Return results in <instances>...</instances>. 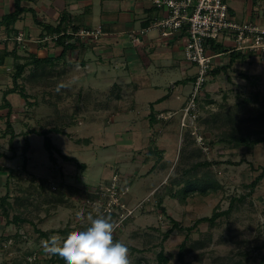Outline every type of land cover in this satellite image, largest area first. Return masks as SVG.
I'll return each instance as SVG.
<instances>
[{
    "label": "rangeland",
    "instance_id": "374dc122",
    "mask_svg": "<svg viewBox=\"0 0 264 264\" xmlns=\"http://www.w3.org/2000/svg\"><path fill=\"white\" fill-rule=\"evenodd\" d=\"M39 56L45 57L42 53ZM22 58L20 62L25 63L30 57ZM51 65L26 68L19 86L27 88L33 101L30 107H23V115L15 116L13 122L17 129L23 124L27 130L29 124L37 130L65 127L66 134L59 139L55 137L60 152L85 163L88 168L83 172L76 163L65 161L57 153L56 163L52 162L43 137L37 134L32 136L33 150L29 148L30 152L25 154L26 140L21 137L16 143L18 146H14L20 156V169L8 175L11 182L7 190L12 204L9 219L17 215L30 222L8 224L0 210V264H51L50 256L45 254L46 239L35 229L54 232L51 238L62 244L67 236L87 227L89 208L84 201L88 192L112 178L115 168L134 158L121 149L123 143L131 142L127 140L130 136L127 132L107 133L106 118L99 119V122L103 120L99 131L91 125V120L79 131L74 130V120L78 119V88L64 85L66 81L62 83L59 77L61 69ZM248 72L233 65L217 77H209L203 88L197 122V132L205 138V147L188 130L182 134L178 129L174 136L165 130L161 138L170 142H166L164 154L162 141L155 145L158 136L154 126L148 127V135L140 133L141 140L147 141L135 151L143 154L142 157L135 156L133 160H140L147 169L125 175L131 186L127 201L132 207L137 205V209L124 221H120V215L104 216L114 225V241L127 244L130 264H158L162 249L170 259L169 264H261L264 178L253 190L250 185L264 167V142L252 146L264 138V74ZM191 88L192 84L188 88L180 85L179 91L186 95ZM173 119L179 127V115ZM67 125L73 126L72 129ZM6 128L5 123L0 130L5 132ZM9 139L1 141L0 146L1 150L11 153ZM239 139L246 142L241 143ZM156 149H159L157 153L153 151ZM25 158L28 159L26 167ZM202 179L214 185V190L209 188L206 195L200 191L189 195L182 192L188 183ZM232 199L235 202L231 206ZM215 212L228 214L220 217L214 227L202 223L190 233L175 228L172 222L191 228L197 220L211 217ZM77 215L81 217L79 221ZM63 230L68 233H62ZM169 230L172 232L164 240ZM184 241V257L180 261Z\"/></svg>",
    "mask_w": 264,
    "mask_h": 264
},
{
    "label": "crops",
    "instance_id": "0c3cea01",
    "mask_svg": "<svg viewBox=\"0 0 264 264\" xmlns=\"http://www.w3.org/2000/svg\"><path fill=\"white\" fill-rule=\"evenodd\" d=\"M227 2L232 14L238 20L256 21L264 26V0H227ZM22 6L31 11L25 12L14 26L8 28L0 25V128L4 127L5 123L7 126L9 109L4 107L3 96L5 91L12 88V71L15 63L20 62L22 57L40 58L39 54L42 53L45 56L41 57L42 59L50 58V63L53 64L51 66L61 69L59 77L62 83L66 81L64 85L78 88L76 98L81 104H78L76 110L78 119L74 120L76 122L74 130L79 131L81 126L88 125L89 122L86 121L91 120V125L99 131L103 123V120L99 122V119L106 118L109 122L107 133L112 132L117 135L127 132L128 137H131L127 140L131 142L123 143L121 149L140 159L143 154H135V151L139 150L137 146L141 147L142 143L147 141L146 138V141L141 140L140 133L145 134L149 130L148 127L154 126L158 136L155 145H159L162 141L165 146L162 151L166 154V142L170 141L165 142L161 138L163 133L168 130L174 136L176 130L180 131V128L176 122L174 123V117L164 121L160 120L159 116L180 110L192 89L188 90L186 95H182L179 91L180 85L188 88V85L192 84L193 87L195 81L196 69L184 56L186 30L167 38L162 37L159 29L154 28L153 25L164 18L167 11L156 8L148 0H23ZM15 7L16 0H0V23L5 16L15 11ZM63 12L69 13L70 22L64 24L66 30L60 34L45 32L36 22L38 19L40 22L57 27ZM73 26L76 27V31L73 30ZM96 27H100L104 33L97 40L76 36L80 30ZM21 31L27 34L28 40L25 45L17 46L14 38ZM65 34H74L77 39L67 40L62 44L42 42L43 35L61 37ZM66 42H71L74 46L66 48ZM223 46L229 49V54L233 53L232 43L228 42ZM222 54L224 61L222 66H227L230 63L229 56L226 53ZM233 65L248 69V73L264 74L262 56L244 55L237 58ZM25 89L27 91V88ZM14 95L19 94L13 93L6 98L12 110L10 120L15 133L13 147L18 146L16 143L22 137L29 140L30 150H33L34 134L29 133L27 137L25 134L34 130L50 131L49 136L58 148L55 137L59 139L66 134L65 127L37 130L29 124L27 130L22 124L21 129L16 128L13 118L23 115L21 112L23 107H30L33 98L31 97L28 103L20 95L19 98L14 99ZM129 98V102L126 103L125 100ZM79 116L83 118L80 119ZM80 123L81 125H78ZM67 126L68 129L73 127ZM0 132H2L0 142L5 141L7 137L11 139V135L6 134V130ZM1 149L2 146H0V154L3 155L0 157V166L3 168L0 169V197H3L8 192L6 184L11 170L20 169L18 168L20 156L17 152L14 156L13 151L9 153ZM157 150L159 149L153 151L157 153ZM29 157L31 159L32 155L30 154ZM133 159L131 161L128 159L115 168L114 174L119 172L129 176L138 174L140 169H147V165ZM86 166L88 168V165ZM87 168L82 169L83 172Z\"/></svg>",
    "mask_w": 264,
    "mask_h": 264
},
{
    "label": "built area",
    "instance_id": "2783aa9c",
    "mask_svg": "<svg viewBox=\"0 0 264 264\" xmlns=\"http://www.w3.org/2000/svg\"><path fill=\"white\" fill-rule=\"evenodd\" d=\"M158 9L166 10L167 15L153 25L159 29L164 38L186 30L187 39L184 48V56L187 62L196 69L195 81L192 91L185 105L180 110L169 114H161L160 120H170L179 115V128L183 134L189 131L197 143L206 146L205 138L197 131V122L200 116V100L205 84L208 82L211 71L224 64L223 54L209 52V40L216 44L232 43L233 52L242 55L254 54L264 57V26L256 21H240L231 12L227 0H148ZM100 27L80 30L76 34L79 38H92L97 40L102 36ZM60 35L44 37L43 42L58 40ZM14 40L18 44H24L28 38L21 31ZM138 40V38H137ZM207 149V148H206ZM56 190L55 187H53ZM131 186L126 176L119 172L112 178L101 182L90 190L84 201L89 208V214L93 218L97 216H110L115 218L120 215V221L132 216L137 209L130 206L128 198Z\"/></svg>",
    "mask_w": 264,
    "mask_h": 264
},
{
    "label": "trees",
    "instance_id": "16d2710c",
    "mask_svg": "<svg viewBox=\"0 0 264 264\" xmlns=\"http://www.w3.org/2000/svg\"><path fill=\"white\" fill-rule=\"evenodd\" d=\"M22 1L23 0H16V7H15V11L7 16H5L2 20V22L0 23V25H5L6 27H11L14 26L18 20H20V18L22 17V15L25 12H29L31 11L28 8H25L22 6ZM29 1V0H27ZM70 16L68 12H63L61 15V19H60V23L57 27H54L50 24H45L43 22H40L38 19H36V22L39 26H41L43 28V30L45 32H50L51 34L54 33H58L60 34L62 31L66 30L63 26L65 23L70 22ZM74 31H76V27L73 26L72 27ZM44 36V35H43ZM45 37V36H44ZM43 39V38H42ZM72 39H77L76 36H74V34H65L63 36H61L57 42H59V44L65 43V41L67 40H72ZM208 45L210 46L211 50H208L209 52H215V53H226L229 56V61L230 63L227 66H218L215 69H213L211 71L210 76H215L217 77L220 73H222L223 71L228 70L233 63H235L236 59L239 57H244V55L237 53V52H233L231 54H229V49H226L222 44H216L213 40H209ZM74 44H72L71 42L66 43V48H71L73 47ZM7 55V53L5 54ZM4 55V56H5ZM33 59H30V58ZM29 60H27L25 63H20L19 61H17L15 63V72L12 75V82H13V86L12 88H10L9 90L4 92V107L9 109V113H8V120H7V129H6V134H10L11 135V139H10V145H11V151H13L14 156L16 155V152L14 150L13 147V139L15 138V133L11 124V115H12V110H11V104L7 101V96L13 93H18L23 99H25L27 102L28 100L31 98V96L27 93V91L25 90V88L20 87L19 85V80L23 77L24 72L26 70V68L28 66H42L44 64H50L51 59L50 58H37L36 56H30ZM20 59V58H18ZM29 103V102H28ZM31 105V104H30ZM59 132V131H58ZM29 133L32 134H37L40 135L41 137L44 138V148L46 149V151L49 153V157L50 160L54 163H56V158H55V153L60 154L63 159L65 161H69V162H74L76 163V165L78 166V168L85 170L87 168L86 164L83 163H79L77 159L75 158H71L69 156H65L63 155L60 150L54 145L51 137L49 136V134L51 133L50 131H34L32 130L31 132H27L25 135L27 137V135ZM60 133V132H59ZM25 147H24V153L26 154L29 151L30 148V142L28 139H25ZM241 143H245L246 140L244 139H239L238 140ZM264 142V138L260 139L258 142H253L252 146ZM3 155L0 154V157H2ZM28 159L25 158V162H24V167H26ZM205 165H208L207 162H205ZM197 166V165H196ZM0 169L1 168L0 166ZM14 170H11V173ZM10 177H12L10 175ZM264 178V167H262V173L256 178V180L250 185L252 187V190L258 185V183ZM10 178H8L7 180V187L10 184ZM212 188L214 190L215 186L212 184H208L207 181L205 180H195L193 182H190L187 184L186 188L184 189V191H182L183 193H188L189 194H193L196 191H200L202 194H207L208 193V189ZM218 188V187H217ZM233 202H235L234 199H232L231 202V206L233 204ZM12 208V204L9 201V192L6 193V195H4L3 197H0V210L2 211V216L3 218H5L7 220L8 224H22V223H28L30 221L28 220H23L20 216L14 215L12 216V219H9L10 217V209ZM163 211H165V209H163ZM228 214V212H215L211 217H203L199 220H197L194 224L193 227L191 228H182L179 226V223L176 222L175 220H172V222L174 223L175 228H179L180 230H187L189 233L196 227H198L200 224L202 223H209L210 226L214 227L216 221L222 217L223 215ZM12 221V222H11ZM36 232L40 235V237L45 238L46 242L48 241H56L55 239L51 238V234L54 232H44L41 229H35ZM172 232V230H169L167 233H165L164 236V240H167L170 233ZM62 233L67 234L68 230H63ZM189 235L187 234L186 239H188ZM57 242V241H56ZM61 244L57 243V246H60ZM186 244L185 241L182 243L181 247H180V252H179V259L180 261H183V257H184V250H185ZM170 259L166 256V254L164 253V249L161 250V252L158 254V264H169ZM264 259L262 260L261 264H263ZM50 263L51 264H59V262L50 257Z\"/></svg>",
    "mask_w": 264,
    "mask_h": 264
},
{
    "label": "clouds",
    "instance_id": "9594fccd",
    "mask_svg": "<svg viewBox=\"0 0 264 264\" xmlns=\"http://www.w3.org/2000/svg\"><path fill=\"white\" fill-rule=\"evenodd\" d=\"M80 219L77 215L76 220ZM89 220L87 227L67 236L60 246L54 240L46 242L45 254L59 264H130L127 244L114 241L113 223L91 214Z\"/></svg>",
    "mask_w": 264,
    "mask_h": 264
}]
</instances>
